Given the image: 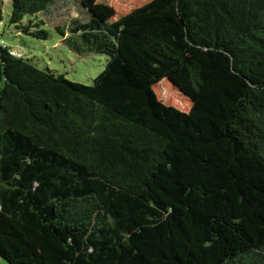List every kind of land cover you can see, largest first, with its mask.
<instances>
[{
  "label": "trees",
  "instance_id": "16d2710c",
  "mask_svg": "<svg viewBox=\"0 0 264 264\" xmlns=\"http://www.w3.org/2000/svg\"><path fill=\"white\" fill-rule=\"evenodd\" d=\"M58 1L12 0L9 23L46 39L23 20ZM70 24L73 49L107 56L91 85L0 43V256L264 264V0H148ZM163 79L188 112L158 98Z\"/></svg>",
  "mask_w": 264,
  "mask_h": 264
},
{
  "label": "rangeland",
  "instance_id": "374dc122",
  "mask_svg": "<svg viewBox=\"0 0 264 264\" xmlns=\"http://www.w3.org/2000/svg\"><path fill=\"white\" fill-rule=\"evenodd\" d=\"M148 0H60L48 12L28 15L23 24L30 20L39 22L43 29L48 30L46 39L26 34L15 25L9 23L12 12V0H0L1 44L9 45L17 56H22L31 64L42 70L65 76L71 81L85 85L93 84L94 78L105 68L107 56L95 52L78 53L67 41L68 32L63 36L57 26L67 28L72 19L87 21L91 13H96L107 20H113L130 10L141 6ZM37 29L33 27L32 30ZM160 100L168 106H174L181 111L188 112L192 106L191 100L183 95L167 79H163L155 87ZM0 264L8 262L0 256Z\"/></svg>",
  "mask_w": 264,
  "mask_h": 264
},
{
  "label": "built area",
  "instance_id": "2783aa9c",
  "mask_svg": "<svg viewBox=\"0 0 264 264\" xmlns=\"http://www.w3.org/2000/svg\"><path fill=\"white\" fill-rule=\"evenodd\" d=\"M11 54L16 55L13 51H11ZM17 56V55H16Z\"/></svg>",
  "mask_w": 264,
  "mask_h": 264
}]
</instances>
